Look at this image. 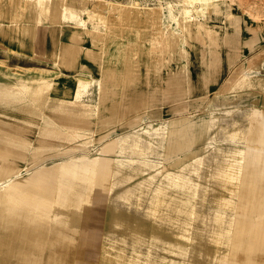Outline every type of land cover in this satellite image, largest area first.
Here are the masks:
<instances>
[{
  "label": "rangeland",
  "instance_id": "1",
  "mask_svg": "<svg viewBox=\"0 0 264 264\" xmlns=\"http://www.w3.org/2000/svg\"><path fill=\"white\" fill-rule=\"evenodd\" d=\"M1 1L0 76L5 78L6 75L10 78L12 86H0H5L4 91L7 93L13 91L15 95L21 94L16 92L23 90L26 107L22 111L21 107L13 105L12 102L3 101L0 104V120L6 121V119L14 118V125L8 130L14 135L11 145L23 148L26 152L25 163L28 171L24 177L33 173L37 168L46 169L54 163L63 162L69 156H77L85 150L90 156H94V152L106 140H111L110 147L114 151L117 148V143L114 141L116 138L127 136L131 139L135 136L143 138L146 142L145 149L142 152L136 150V158L142 160V155L147 152L146 158L152 160V163L147 167L139 161L132 163L131 166L127 163L126 173L131 175L130 180H135V182H120L116 188V192L130 188V194L127 193L129 198L127 194H124V197L127 196L124 198L125 202H117L119 214H123L124 209L131 211L134 208V202H142L145 207L148 205V198L153 193L151 189L159 183L155 180L152 188L146 187L150 173L156 176L158 169L176 171L183 162L192 166L191 157L195 151L184 149V152L181 150L174 153L169 152L168 146H172L169 140L164 141L162 150L157 148L147 150V142L154 137L150 131L153 122L144 116V111H146L144 95L141 97V103H137L140 98L136 86L138 80L142 84H148L154 68H159L160 65L163 67L168 65L169 71L174 74L184 66L190 69L189 90L186 91V96L190 97V100L188 112L184 116L200 119V124L207 127L206 144L196 149V158H203V155L207 154L204 157L207 166L204 167L202 174L210 178V187L213 190H209L205 197L200 187L195 196L189 194V208L192 205L194 213L189 214L187 226H190V235L191 233L200 234L201 237L202 245L197 247L195 245L196 250H190L194 252V257L200 256V260L195 262L209 264L207 255L214 251L210 235L218 226L214 221V212L223 211L226 214L221 223V226L226 227L237 211V205H234L231 210L216 200L220 197L228 198L229 192L226 189L222 190L220 186L226 184L225 178L223 182L221 180L217 182L215 178L218 180V173L220 171L223 173L226 164L231 160H234L235 166H239L240 156L251 150L250 144L246 145V142L238 138H230L229 132L235 127L241 134L246 131L247 127L252 128L254 121L259 117L264 120V0H221L222 3H215L210 15L207 16L209 21L206 28L207 35L202 41L205 45L198 46L192 53L187 50L190 53L189 58L186 52L179 49L174 52L173 60L170 52L165 53L162 60H156L153 64H148L150 55L163 52L161 44L169 38L167 36L169 31L175 27V22H172L170 16L178 15L181 6H186L183 0H91L86 5L78 1L75 4L78 9L96 12L91 17L86 12L81 14L84 25L71 19L60 25L54 23L49 13L51 2L46 5L48 11L44 14L38 9L40 0ZM199 13L192 9V16L202 21L204 15ZM183 38L186 40V35L180 34L179 31L173 40L179 47H182L185 41ZM152 40L156 41V47L152 50L147 49L148 43ZM63 46H67L68 49L64 51ZM186 58L188 59L187 65H182L187 61ZM87 60L98 63L100 66L103 64L105 70L100 71V79L96 82L98 94L96 95L94 87L82 98V103L86 104L89 110L84 113L82 111L84 107L81 104L61 101L71 100L72 91L77 83L86 84L89 92L91 82H88L87 79L90 78L86 77L87 74H93L85 68L84 63ZM240 70H242L241 76L236 75ZM243 74L255 81L254 86L247 87L242 83ZM230 80L231 83H229ZM206 88L208 93L205 95ZM218 90L222 92L218 94ZM34 91L35 95L37 91L41 95L38 110L35 101L31 99ZM99 94L101 95L100 102H98ZM59 102L65 103L64 106L59 107L62 110L57 109L56 105ZM97 103L100 105L98 106ZM52 109L57 110L52 111ZM180 109L174 107L173 112ZM22 113L28 115L24 117L23 128L20 119ZM180 117L177 116L166 122ZM233 123L237 126L232 127ZM159 125H166V123L156 126ZM174 125L172 122L169 130H166L170 131L171 128L173 130ZM7 126V123L1 122L0 132L3 133ZM79 127L83 134L80 136L75 134V129H73ZM139 127H144V129L139 130ZM195 130L200 132L198 128ZM140 132H142L141 135ZM182 132L183 130L172 137L180 147ZM186 135L188 136V133ZM132 144H134L132 141L126 143V151L130 149L135 151L131 148ZM158 147L160 148V145ZM9 157L11 162L24 161L15 154ZM109 159L111 162L113 154ZM153 164L155 166H152ZM95 172L93 175L94 188L100 182V178H95ZM59 183V179L56 180V178L42 182L46 187L59 186ZM262 184H264L263 181ZM31 188L32 186L28 184L17 195L24 192L31 194ZM139 194H142V197L141 195L136 197ZM258 194L260 195L255 197H261L264 191ZM33 195L37 198L42 196L51 204L55 202L46 198L44 194L37 196L34 193ZM104 196L106 197L105 192L101 194L103 199L97 223L91 230L92 232L97 226L98 236L100 232L103 233L109 229L104 222L108 213ZM93 199L97 197L90 198V201L92 202ZM249 203L247 202L248 206H245V218L243 216H241L242 219L239 218L243 223L250 224L251 216L246 214L247 207L250 208ZM164 213L162 211L161 221L158 222L162 223L166 231L171 226L168 225V221L165 222ZM50 215L52 217L53 212ZM45 226L44 243H48L53 223L50 221L48 224L45 223ZM79 226L85 225L82 223ZM123 229L125 230L126 227ZM124 233L127 243L120 242V245L124 248L123 253L128 255L132 248L129 244L135 241V238L133 235H128L129 232L123 231ZM115 235L119 237L118 233ZM148 235H151L149 231H147ZM98 236L94 246L87 245L89 252L87 264H101L97 262ZM154 237L157 238L156 255L162 253L164 255L160 244L165 239L157 234ZM109 238H111L110 243L117 247L118 243L113 241L114 237L110 235ZM82 239L80 231L77 234L78 252ZM139 250L144 252L145 247L140 245ZM221 250L225 253L227 247H222ZM45 253H47V244H43L38 264H45ZM173 256L175 258L177 255ZM73 261L70 260L68 263H86L84 256L76 257Z\"/></svg>",
  "mask_w": 264,
  "mask_h": 264
},
{
  "label": "crops",
  "instance_id": "2",
  "mask_svg": "<svg viewBox=\"0 0 264 264\" xmlns=\"http://www.w3.org/2000/svg\"><path fill=\"white\" fill-rule=\"evenodd\" d=\"M84 64L85 68L93 74H87L86 77L90 78L87 79V81L91 82L88 93L95 87L97 95L96 82L100 79V71L105 70L104 65L101 64L100 66V64L90 60H87ZM157 70L159 71L157 72ZM153 72L154 73H151L148 84H142L138 80L136 85L140 98L137 103H141V97L144 95L143 97L146 98V111H144V116L151 119L153 125L155 124V127L151 125L150 131L154 137L150 138V141L147 142V150H149V148L162 150L164 149V141L169 140L172 145L168 146L167 150L169 152L174 153L179 150L184 152V149L195 151L193 158H191L192 166H189L188 163L184 164L183 162L178 166L179 169L177 168L176 171L164 168L165 170L158 169V175L156 176L150 173L147 177L148 186L146 187L152 188L155 180L159 183L151 189L153 193L152 196L148 198V205L145 207L142 205V202H134V208L131 211L124 209L122 212L123 214L118 213L117 202H125L124 198L130 194V188L119 190L118 192H116V188L120 182H135V180H130L132 178L131 175L126 173L127 163L131 166L132 163L139 161L146 167L150 166L152 163V160L146 158L147 152L142 155V160L136 158V150L142 152L144 151L143 149H145L144 145L146 142L143 138H136V136L134 139L128 136L116 138L114 141L117 143V148L114 149V151H112V147H110L111 140H106L103 141L101 146L94 152V156H90L88 151L85 150L80 152L77 156H69L63 162L54 163L46 169L41 167L37 168L26 177H24V174H26L28 170L22 171L16 175H11L0 183V226H4L7 235L10 232L14 233L15 230L18 229H25L29 234L41 232L40 242H37L41 254L43 244H45V223L48 224L51 221L53 226H51L49 240L57 239V242H60L59 240L67 242L69 246H73L74 256H84L86 260L85 264H87V257L89 256L87 245L94 246L97 240V226L94 227L92 232L91 230L94 224L97 223L99 217L98 212L102 205L101 200L103 199L101 198V194L105 192L106 197L104 196V202L108 213L106 214L104 222L109 226V229L108 231H103V233L100 232V237L98 236V255L102 250H105L113 256L120 255L145 264L199 263V261H195L200 260V256L194 257V252L192 253L190 250H196L195 245L196 247L200 244L202 245V242H200L201 237L200 234L191 233L190 235V226L187 225L189 214L194 213L193 206L191 205V208H189V194L195 196L198 187H200L203 189V195L205 197V194H208L209 190H213L210 187V178L208 179L207 175L202 174L204 167L207 166L206 158L204 160L207 154L205 153L203 158H196V149L206 144L207 127L200 124V119H191L190 117L184 116L188 112V102L190 100V97L187 98L186 96V91L189 90L190 84V69L184 66L174 74L169 71L168 65H166V67L160 65L159 68H154ZM0 85L12 86V81L6 75L5 78L0 76ZM174 107L181 109L173 112ZM177 116L181 117L166 122V120L173 119ZM24 117H28V115L25 113L21 114L20 119L22 120V128L24 127ZM183 119H188L190 122L193 121L198 129H202V133H198V136H196L194 134L196 132L190 133L186 126L176 128L173 126L174 129L172 130L171 128V130L168 131L172 122L176 125ZM258 119L263 120L260 117ZM6 122L9 123L6 129L7 133L13 134L8 128L11 129V127H13L12 125H14L15 122L14 118L10 120L6 119ZM165 123L166 125L156 126L157 124ZM142 128L144 129V127H139V130H142ZM254 128L255 126L253 123L252 128H245L246 131L244 134L250 135ZM182 130L185 135L188 133V136H184L182 132L180 147L172 137H175L177 133ZM229 133L230 138H232L233 133ZM141 134L142 132H140V135ZM195 137L196 141L193 144H188V139L192 138L193 140ZM128 141L134 143L131 148H134L133 150L135 151H132V149L126 151L125 145ZM243 142H246V145H251V147L247 146L251 149L247 152L248 154L252 150H261L256 156L261 162L262 171L260 175L256 173L253 167L254 159H252L249 160V165L244 166L240 173L242 181L240 182L238 191L234 193L230 192V187L227 182V185H220L222 190L226 189L229 192V197H220L216 200L224 205V207L231 210L234 205H237V213L235 212V214H233L232 211L233 217L229 221L228 226L224 227L221 226V223L226 214L223 211L214 212V221L218 226L210 235V241L213 242L214 251L207 255L210 261L209 264H258V261L259 264H264V212L257 206V202L261 198H264V194L259 198L255 197L256 195H260L258 193L264 191V184H262V181L264 182V143H250L246 140ZM159 145L160 148L158 147ZM218 148L220 150L219 145ZM111 154H113V159L110 162L109 157ZM152 166H155V164ZM98 169H100V173L97 172ZM94 171H96L95 178H100V182L96 188L93 187ZM53 178H56V180L59 179V186L51 185L46 187L42 184L43 181H50ZM223 179V176L220 174H218V180L215 178L217 182L219 180L223 182ZM28 184L32 186L30 191L34 192L37 196L44 194L49 200L55 201L53 203L54 205L44 200L42 196L38 198L34 197V193L32 192L31 194L24 192L17 195V193ZM112 193H114V195H112ZM124 194H127V196L124 197ZM140 195L142 197V194L136 197ZM94 197H97V199H93L91 202L90 198ZM127 198H129V196ZM247 202H250V208L247 207L246 210V214H250L251 216L250 224L240 221V218L242 219L241 216L244 217L245 206H248ZM126 204L131 205L129 203ZM144 209L145 212H143ZM162 211L165 212L164 214L166 215L165 222L168 221V225L171 226L166 231L163 229L162 223L158 222L161 221ZM51 212H53L52 217L50 215ZM40 215L42 217H40ZM82 223L85 226H79ZM87 224L89 225L86 226ZM124 227H126L125 230L123 229ZM80 231L82 232L83 239L80 251L78 252L77 234L80 233ZM123 231L129 232L128 235H133L135 238V241L129 244L132 248L128 255L127 253H123L125 252L124 248L120 245V242L127 243L126 235L125 233L123 234ZM147 231L151 233V235H148L149 237L147 236ZM115 233H118L119 237H116ZM156 234L165 239V241L160 244L164 251V255L163 253L161 255H156L155 253V249L157 248L155 242H157V238L154 237V235ZM110 235L114 237L113 241L118 243L117 247L110 243ZM6 243L7 253L9 251L10 241L7 239ZM140 245L145 247L144 252H140ZM14 246L15 244L12 243V247ZM16 246L18 247L16 256H12L11 258H9V255L6 256V260L4 261L5 264H14L20 261V258L28 259L24 264H33L34 261L31 258V254H29V256H23V247L29 245L24 243L23 246L21 243H18ZM231 246L235 247L234 252L231 251ZM222 247H227L225 253L222 252ZM167 253L169 255H166ZM198 254H200L199 251ZM170 255L171 257H168ZM173 255L177 256L174 258ZM193 257L194 261L192 259ZM22 261L23 260L20 261L21 264Z\"/></svg>",
  "mask_w": 264,
  "mask_h": 264
},
{
  "label": "bare ground",
  "instance_id": "3",
  "mask_svg": "<svg viewBox=\"0 0 264 264\" xmlns=\"http://www.w3.org/2000/svg\"><path fill=\"white\" fill-rule=\"evenodd\" d=\"M6 1L8 0H4V2ZM78 1H80L81 4L83 5H86L89 2H91V0H40L38 9L40 10V12L44 14L47 13L48 8L46 5H48V2H51L49 13H51L52 21L54 23H56L57 25H60L62 23L68 22V20L71 19L77 22L78 24L84 25V20H82L81 14L86 12L88 16L91 17L92 15H95L96 12L95 11L91 12V10H86V9L85 10L78 9L75 5ZM184 1H185L186 6L182 5V2ZM182 2H181L182 6H181V10L179 14L170 16V19L172 20V22H175V27L173 28V30L169 31L167 35L169 36V38L165 39L163 43L161 44V49L163 52H161L160 54H157V53L151 54L150 55L151 58L149 59L148 64H151V63L153 64V62L156 60L158 61L162 60L164 57V54L170 53V52L172 54V55L170 54L171 59L173 60L174 52L179 51V49H182L181 51H184V53L186 52V55L188 54L187 56L189 58L190 56L189 52L192 53V51L195 50L198 46L205 45V44H202L203 43L202 41H203V37L207 35L206 28L209 22L207 20V16L210 15L213 5L215 3H218V4L222 3V1L221 0H183ZM1 3L2 1L0 2V4ZM185 9L187 11H183ZM192 9H194L196 13L200 12L199 14L204 15L202 16L203 18L202 21H199L198 19L192 16ZM179 31H180V34L186 35V40L183 38L185 41L183 42V46L181 45L182 47H179L177 45V42L173 40V38H175V36L178 35ZM155 44H156V41L154 42V40H152L150 43H148L147 49H150V50L154 49L156 47ZM62 49L65 51L68 48L67 46H63ZM185 63H183L182 65H187L188 59ZM241 73H242V70L237 72L236 75L238 74L241 76ZM242 81H243L242 83H244L247 87H252L255 84V81H253L252 79H250L244 74L242 77ZM231 82L232 81L230 80L229 83ZM87 87L88 86L86 84L77 83L76 87L72 91L71 100L61 101V102H72L74 104H81V106L84 107L82 108V111H84V113L89 112L88 108L86 107L87 105L82 103V98L84 97L86 92L88 93ZM4 88L5 86H0V104L3 103V101L12 102L13 105L15 104V106L21 107L23 111L24 108L26 107L23 90L17 91L16 93H21V94L15 95L13 91L10 93H7L6 91H4ZM220 92H222V90L217 91L218 94ZM204 93L205 95L206 93H208L207 88L204 90ZM100 96L101 95L99 94L98 102H100ZM31 99L33 100V102L35 101V104H36L35 106H36V109L38 110L40 107L39 104L41 102L40 93L37 91V95H35V91H34L33 94L31 95ZM97 104L98 106L100 105V103H97ZM64 105L65 103L59 102L56 106H57V109H60L59 107H62ZM57 109H52V111H56ZM1 122H3V124L7 123L6 121H4V119L0 120V123ZM180 126L188 127V131L190 133L196 132L194 134L198 136V132L195 130L197 127H196V124L193 123V121L190 122V120L188 119H183L182 121L174 125L175 128L180 127ZM233 126H237V124L233 123L232 127ZM254 126L255 128L253 129L250 135H245L244 132L239 134L237 129L233 127L232 131L230 130L233 133V139L238 138L243 141L246 140L247 142H250V143L263 144L264 143V131H263L264 120H261V119L255 120ZM73 129H75V132H74L75 134L79 136L83 135L80 131V127L73 128ZM198 130L200 131L199 133L201 134L202 129L200 128ZM13 140H14L13 134H8L6 130L3 131V133L0 132V183L3 182L4 179H6L7 177L11 175H16L22 171L27 170L26 163H25V156H26L25 153L26 152L23 148H18V147L16 148L12 146L11 143ZM195 141H196V137L193 138V140L192 138H190L189 144H193ZM260 152L261 150L259 151L252 150L249 152V154L245 153L240 156L239 166H235V164L233 163L234 160H231L229 163L226 164L225 171L223 173L221 171L218 173L221 176H223V178H225L224 180H226L227 183L229 184L230 192L234 193L238 191L240 187V182L242 181L241 180L242 178H240V173L242 169L244 168V166L249 165V160L254 159V164H253L254 170L256 171L258 175L261 174V171H262L261 162L256 156V154H259ZM12 154H15L19 159H24V161L23 162L22 161L11 162L10 159L8 158H10L9 156H11ZM191 158H193V156ZM97 172L100 173V169H98ZM98 177H99V174H98ZM257 206L260 210L264 212V198H261L257 202ZM41 235H42L41 232L29 234L26 232L25 229L24 230L18 229V230H15L14 233L10 232L7 235L5 232L4 226H0V264H5L4 261L6 260V256L9 255V258H11L12 256H16V251L18 250V247L16 246V244L18 243H21L23 246H24V243H26V245H29L27 247L26 246L23 247V250H24L23 256L24 255L29 256V254H31L32 255L31 258L34 261L33 264H38L40 261L39 260L40 250H39L37 242H40ZM7 239L8 241H10V247H9V251L6 253ZM59 241L60 242H57V239H51L48 241V243H45L47 244V253H45L46 254L45 264H69L68 262H70V260L71 262H74L73 260H75L76 257L74 256V253H73V249H72L73 246L72 247L69 246L67 242H63L61 240ZM12 243L15 244L14 247H12ZM234 250H235V247L231 246V251L234 252ZM19 260L20 261L23 260L22 264L28 261L27 258H24V259L20 258ZM20 261L15 262L14 264H21ZM97 262L101 264H112V263L114 264H145V263H141L139 261L129 259V258L120 256V255L113 256L112 254L107 253L105 250H102L100 252V254L98 255ZM257 263L259 264V261Z\"/></svg>",
  "mask_w": 264,
  "mask_h": 264
}]
</instances>
